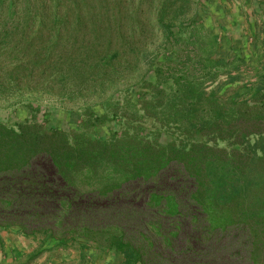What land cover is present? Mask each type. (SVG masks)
Segmentation results:
<instances>
[{"label":"trees","instance_id":"1","mask_svg":"<svg viewBox=\"0 0 264 264\" xmlns=\"http://www.w3.org/2000/svg\"><path fill=\"white\" fill-rule=\"evenodd\" d=\"M197 5L0 0V103H85L79 131L0 122V230L43 235L41 254L92 243L121 264H264V70L244 83ZM108 119L121 131L104 139Z\"/></svg>","mask_w":264,"mask_h":264},{"label":"rangeland","instance_id":"2","mask_svg":"<svg viewBox=\"0 0 264 264\" xmlns=\"http://www.w3.org/2000/svg\"><path fill=\"white\" fill-rule=\"evenodd\" d=\"M195 1L198 3L196 18L204 24L217 42L216 55L226 60L243 59L248 65L247 73L243 72V66L241 68L240 79L244 83L245 79L252 80L258 71L264 70V0ZM145 79L154 82L151 72L146 75ZM240 85L242 84L236 83L233 87ZM139 94V85L133 86L130 92L131 98L136 101ZM27 105H31L32 110L27 108ZM84 105L85 103L63 104L44 96L26 97L21 100V103L17 104L14 102L0 103V122L7 126H14L34 118L47 129L64 132L79 131L81 122L79 111ZM87 105H92L96 115L102 116L104 114V107L94 105L91 102H88ZM145 127L149 129V122L146 123ZM120 131L121 122L116 119H108L96 128L97 135L104 139L108 138L112 132ZM170 141L171 137L164 132L159 137L161 145H166ZM166 217L164 214L163 221ZM164 227L166 226L163 225ZM5 231L18 241L16 245L20 244L26 251L23 259L17 262L14 261L12 262L13 264H25L29 256L35 253L41 254L42 251H45L43 250L44 245L41 244L44 238L43 235L28 236L23 240V235L17 229L11 228ZM2 234L4 235L5 233L3 232ZM80 245H83L86 251H90L89 258L85 257V260L79 259ZM80 245L70 244L67 248L56 249L53 255L62 260L67 259L65 261L66 264H89L93 258L95 259L94 261L97 260L100 264L107 260L116 264L117 257L118 259L121 257L114 250L104 249L92 243H82ZM40 258L37 260H40Z\"/></svg>","mask_w":264,"mask_h":264},{"label":"crops","instance_id":"3","mask_svg":"<svg viewBox=\"0 0 264 264\" xmlns=\"http://www.w3.org/2000/svg\"><path fill=\"white\" fill-rule=\"evenodd\" d=\"M3 231L5 234L3 235L1 232ZM27 237L23 236V240H25ZM16 239H14L10 234H7V231L5 230H0V264H13L12 262H17L18 260H22L24 257V249L19 245H16ZM54 243L48 242L46 245H44V248H51L53 247ZM90 251H84L85 257L89 258ZM41 257V258H40ZM79 257V254H78ZM77 257V258H78ZM40 258V260H37ZM38 258L32 260L29 264H66L65 261L67 259H61V258H56L53 255V252L47 251L41 254ZM71 258V257H70ZM90 260V259H89ZM95 259H91L89 264H98L99 261H94ZM104 263L101 264H113L112 261L107 260L103 261ZM122 263V257L118 259L117 257V263L116 264H121ZM100 264V263H99Z\"/></svg>","mask_w":264,"mask_h":264}]
</instances>
